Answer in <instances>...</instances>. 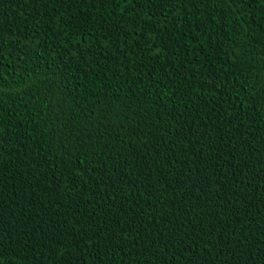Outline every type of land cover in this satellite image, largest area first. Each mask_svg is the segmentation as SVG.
<instances>
[{"label": "trees", "instance_id": "obj_1", "mask_svg": "<svg viewBox=\"0 0 264 264\" xmlns=\"http://www.w3.org/2000/svg\"><path fill=\"white\" fill-rule=\"evenodd\" d=\"M0 264H264V0H0Z\"/></svg>", "mask_w": 264, "mask_h": 264}]
</instances>
